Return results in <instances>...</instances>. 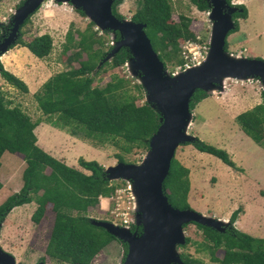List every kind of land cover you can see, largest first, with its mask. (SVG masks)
Listing matches in <instances>:
<instances>
[{"label":"rangeland","instance_id":"rangeland-1","mask_svg":"<svg viewBox=\"0 0 264 264\" xmlns=\"http://www.w3.org/2000/svg\"><path fill=\"white\" fill-rule=\"evenodd\" d=\"M23 1L25 0H0V36H3L0 43L8 35L12 26L11 19L14 9ZM167 2L170 6V20L177 22L179 14L188 17L190 19L188 29L194 34V40L176 39L177 51L170 57V60H165L164 63L165 70L171 74L186 67L185 64L190 65L204 58L211 21L208 19L209 9L199 11L190 0H167ZM228 4L234 6L236 11L239 10L237 5L243 4L246 9V17L237 18V30L227 33L225 50L240 56L264 59V0H230ZM135 7V0H121L115 6V10L123 18L129 19ZM77 10L81 11L69 2L42 0L38 4L36 9L28 15V20L20 28L18 27L17 35L22 40L27 41L34 35L47 33L52 40L51 50L47 56L37 58L23 50V47L14 44L15 40L12 38L13 41L10 40V45L13 46L7 47L5 51L0 53V64L10 72L11 65L17 63L14 69L18 68L24 71L28 77L24 80L20 78L25 83L27 92H20L6 83L1 76L0 92L5 99L10 101V106L18 105L29 115L32 121L37 119L40 121L36 124L34 132L36 145L38 143L42 146H52L54 150L61 153L60 161L81 169L77 163L78 158L95 160L104 168L115 164L117 155H120L124 162L138 164L146 149L131 147L129 150H125L126 144L121 139L97 140L85 136L80 131L70 135L67 131L69 127L63 130L53 126L57 131L50 134L37 127L41 122L50 124L45 121L46 117L37 107L33 93L39 90L41 84L49 77L59 71L77 67L78 61L86 56L85 51L78 50L66 42L68 31L75 41L78 38L76 31L84 30L91 22L82 11L79 13ZM91 23L89 27L96 31V35L102 41V51L108 53L112 48V42L116 39L115 33L109 29L101 30L93 22ZM169 45L167 44V49H169ZM93 47L96 48L97 44H94ZM156 53L158 55L159 51ZM110 59L106 61L110 62ZM177 59L181 60V64L176 62ZM14 75L18 77L17 74ZM113 75L121 79L122 90H124L125 95H134L137 104L145 101L143 89L141 86L139 89L135 85L139 84L137 82L138 72L129 71L124 63L120 66H111L110 63L103 66L97 74L93 73L91 85L102 87L111 80ZM231 84L234 85L235 94L231 93L230 96L244 95L240 102L233 101L232 97L229 99L228 96L221 99L219 91L205 92L206 96L195 103L191 110L189 109L193 118L192 123L187 128V133H197L195 136L202 141L225 149L231 160L240 168L241 171H236L229 166V168L220 167L217 169L218 176L208 175L204 180H208L209 184L213 185L215 180L220 178L219 190H213L211 198L207 199V206L212 210L216 209L215 215H218V211L226 213L227 218L233 210L239 209L231 224L235 229L242 231L249 224V214L257 219L258 224L264 225V149L241 131L234 117L238 113L262 103L263 98L260 83L256 77L244 81L224 80L226 87ZM262 133L264 134V130ZM5 155H9L11 158ZM190 157L194 161L197 159L194 155ZM20 158V154L17 156V154L11 155L6 152L0 157V182L6 179L2 176L9 175L10 168H13L8 176L9 182L12 184L0 188V203L14 193L13 189L21 184L22 170L18 167ZM45 171L48 172V169ZM83 171L89 173L87 170ZM188 178V185L191 180L195 186L196 178L189 175ZM109 184L114 186L109 196L98 197V203L88 206L85 214L89 219L111 221L122 226V223L119 224V220L123 218L122 214L126 213V218L131 221L128 223L129 227L130 224H133L135 211L133 208L134 199L131 190L128 188V182L115 179L109 180ZM201 189H203V185ZM195 198H197V192L193 189L190 192L189 201L193 203ZM198 201L200 202L201 198ZM21 207L19 210L12 207L0 222L1 250L13 258L14 264H37L39 262L41 264H67L54 261L44 253V246L53 221L50 204L46 203L39 218L32 217V213L37 207L34 201L24 203ZM237 220L238 222H236ZM182 230L183 234L190 238V241L184 247L177 248V251L189 253L207 264H214L209 261L205 251L197 249L198 243L203 238L201 230L193 223H186ZM125 252L124 242L114 238L97 250L89 264H118L124 259ZM215 255L220 257L221 251L217 250Z\"/></svg>","mask_w":264,"mask_h":264},{"label":"trees","instance_id":"trees-1","mask_svg":"<svg viewBox=\"0 0 264 264\" xmlns=\"http://www.w3.org/2000/svg\"><path fill=\"white\" fill-rule=\"evenodd\" d=\"M120 1L114 0L111 5V12L119 19L123 17L116 12L115 6ZM135 2L136 7L130 19L144 24L143 30L152 49L155 52L159 51L158 57L163 65L165 60H170L176 53V39L194 40V34L188 29L190 21L188 17L179 14L177 22L170 20L171 12L167 0ZM190 2L199 11H207L209 8L207 0ZM237 6L241 11L232 14L234 26L229 33L237 30V18L246 17L244 5ZM27 20L28 16L19 28ZM91 24L89 22L84 30L76 31L78 38L75 41L69 31L66 33L67 44L85 51L86 56L78 61L77 67L59 71L41 84L39 90L33 93L37 107L46 117L47 123L63 130L69 127L67 131L70 135L80 131L85 136L97 140L121 139L126 144L125 150L131 147L147 149V140L159 124L158 113L145 101L137 104L134 95H125L121 79L114 75L102 87L91 85L93 73L97 74L108 63L111 66H120L130 56L127 48L120 47L110 62L104 61L96 68L105 53L101 49L100 37L89 27ZM117 34L115 32L116 39ZM51 41L47 33H42L32 36L27 41L18 35L14 44L25 47L37 58H43L51 50ZM94 44H97L96 48L93 47ZM167 44H170L169 49ZM224 48L226 49V43ZM176 62L181 64L180 59ZM0 76L20 92H27L25 83L4 69L1 64ZM135 85L140 89L139 84ZM261 95L262 103L238 113L234 120L244 134L264 149L263 91ZM205 96L204 91L194 90L190 97L189 109L191 110L195 103ZM9 104L10 101L0 92V157L3 152L17 153L21 155L25 165L21 171L20 188L0 203V222L12 207L31 201L37 205L32 217L39 218L46 203H49L53 221L44 246L45 255L57 262L89 264L97 250L114 237L102 228L92 225L85 212L88 206L98 203V197H108L114 186L109 184L102 165L97 161L78 158V165L89 171L84 173L42 150L36 145L33 133L34 127L40 121L38 119L32 121L18 105ZM184 144H191L198 151L209 153L230 168L241 171L225 149L215 147L199 138ZM116 158L117 161L124 162L120 155ZM187 189V169L172 157L168 173L162 182L163 193L172 206L191 209L185 199ZM238 210L231 212L228 225L222 232L190 222L202 233L203 238L197 249L205 251L209 261L214 264H264V238L252 237L231 225ZM184 226L185 224L182 227ZM129 229L139 231V227L133 224L129 225ZM189 241L190 238L185 236L184 243L177 245V248L184 247ZM217 250L221 251L220 257L215 255ZM178 255L181 264H207L184 251H178Z\"/></svg>","mask_w":264,"mask_h":264},{"label":"water","instance_id":"water-1","mask_svg":"<svg viewBox=\"0 0 264 264\" xmlns=\"http://www.w3.org/2000/svg\"><path fill=\"white\" fill-rule=\"evenodd\" d=\"M41 1L25 0L14 9L12 26L0 43V53L10 46L12 38H17L19 25ZM53 1L69 2L97 28L118 33L112 48L96 68L120 47L127 48L130 56L124 65L129 71L138 72L137 82L144 91V100L159 115V124L148 138V147L138 164L117 161L103 168L108 181L122 179L128 182L134 199L133 225L139 227V231H131L128 226H118L111 221L89 219V222L125 243L126 252L121 264H181L177 245L184 243V224L193 222L219 232L228 224V221L205 216L193 209L172 206L162 190L175 148L196 138L187 133V122L192 119L190 97L196 89L222 91L225 78L232 75L242 81L256 77L264 92V59L240 55L236 59L234 53L225 50V37L234 26L231 16L236 12V8L225 0H207L211 22L203 64L196 69H181L176 78L173 77L176 72L168 74L152 49L143 30L144 24L113 15L111 5L114 0ZM0 264H14L13 258L1 248Z\"/></svg>","mask_w":264,"mask_h":264},{"label":"crops","instance_id":"crops-1","mask_svg":"<svg viewBox=\"0 0 264 264\" xmlns=\"http://www.w3.org/2000/svg\"><path fill=\"white\" fill-rule=\"evenodd\" d=\"M21 47H23V46H21ZM23 50H25L26 52L30 53L25 47H23ZM16 64L17 63L11 65V69H9V70H11L10 72H13L14 74H17V76L19 78L24 80V78H26L27 76H26L24 71H21L18 68L14 69V66ZM233 84L235 85V83H233ZM234 85H232V84L228 85L229 87H226V85H224V89L222 91H219L220 94H221L220 98L221 99H225L228 96L229 99H230V97H232L233 101L240 102L241 98H243L244 95L237 94L236 96H232V95L230 96L231 93L235 94L234 90H233L234 89ZM191 123H192V119H191L190 124ZM35 127L33 129V133L35 132ZM37 127L45 130V132H48L50 134H52L53 132L57 131V130H55L56 128L54 129L53 126L48 125V124H44V122H41V124H38ZM198 127H199V125H198ZM196 128H197V126H196ZM190 134L195 136L197 133H190ZM65 141L68 142V140H65ZM35 143H36V141H35ZM37 146H39L42 150H44L45 152H47L48 154H50L51 156H53L54 158L59 160V157H60L61 153H58L56 150H54L52 148V146H42V145H39L38 143H37ZM3 153H5V152H3ZM6 153L11 154V155L17 154V153H9V152H6ZM191 155H194V157H197V159L194 161L190 157ZM5 156L8 157L9 155H5ZM9 158H11V157L9 156ZM173 158L179 163V165H181L182 167L187 169V179H188V181H189L188 175L193 177V178H196V180H197V182H195L196 189H195V186H194L193 182H191V180H190V183H189L190 186L188 185V189H187V192H186L185 199H186V202L189 205V207L193 208V210H195V211H197V212H199V213H201L203 215L208 214V212H210V214L205 215V216L213 217L215 219H219V220L224 221V222L228 221L226 213H221L217 209L218 215H215L216 213H214V211L216 209L212 210L211 208H209L207 206V199L211 198V196L213 194V190H216V189L219 190L218 186H219V179L220 178H217L213 185L209 184L208 180H204L208 175L209 176L213 175L215 177L218 176L217 169L220 168V167L225 168V167H228V166L224 165V163L221 162L217 157H215V156H213V155H211L209 153H206V152L198 151L191 144H184V143L179 144L174 150ZM18 164H19L18 167L22 170L24 165H25V163L22 160V158H20V161H18ZM65 164L69 165V163H65ZM73 167H75V166H73ZM12 169L13 168H10L11 172H12ZM79 170L83 171L82 168L79 169ZM11 172H10V174H11ZM9 175L6 174V176H2V177H6V179H3V181L1 180L0 188L4 187V185H6V186L8 185L9 186L10 184H12V183L9 182L10 181V179H8ZM21 184H22V181H21ZM21 184H19L16 188H14L13 191L16 192L18 190V188H20ZM202 185H203V189H201ZM193 189L195 190V192H197V198L193 199V203H191L189 201V196H190V192ZM214 193H217V192H214ZM201 194H202V197H201ZM199 198H201L200 202L198 201ZM21 205H23V204H21ZM21 205L14 206L13 208H16V210H19L20 208H22ZM244 214H247V213L244 212ZM241 216H239V217L241 218ZM254 218L255 217L252 214H251V216L249 214V217H248V223L249 224L245 228H243L241 232H244V233H246V234H248V235H250L252 237L264 238V225L258 224L257 219H254ZM236 222H238V220ZM263 223H264V218H263ZM259 225H260V227H259Z\"/></svg>","mask_w":264,"mask_h":264},{"label":"bare ground","instance_id":"bare-ground-1","mask_svg":"<svg viewBox=\"0 0 264 264\" xmlns=\"http://www.w3.org/2000/svg\"><path fill=\"white\" fill-rule=\"evenodd\" d=\"M230 53V52H229ZM233 54V53H232ZM235 56H236V59H239L237 56H239V54H234ZM227 57H231V56H227ZM204 59H205V57L204 58H202L200 61H197V62H195V63H192V64H186L185 66L186 67H184L185 69H187V70H189V69H196V68H198V67H200L202 64H203V62H204ZM177 72H179V71H177ZM174 73L173 74V77L174 78H176V77H178L179 76V74L178 73ZM225 79H231V80H236L237 79V76H227V78H225ZM188 124H187V127H188V125H189V123H190V121L189 122H187ZM105 198V197H104ZM122 262H120L119 264H121Z\"/></svg>","mask_w":264,"mask_h":264},{"label":"built area","instance_id":"built-area-1","mask_svg":"<svg viewBox=\"0 0 264 264\" xmlns=\"http://www.w3.org/2000/svg\"><path fill=\"white\" fill-rule=\"evenodd\" d=\"M206 50H207V47H206ZM122 216L123 218L119 220V224L122 223V226H128V223L131 222L130 219L126 218V213H123Z\"/></svg>","mask_w":264,"mask_h":264},{"label":"flooded vegetation","instance_id":"flooded-vegetation-1","mask_svg":"<svg viewBox=\"0 0 264 264\" xmlns=\"http://www.w3.org/2000/svg\"><path fill=\"white\" fill-rule=\"evenodd\" d=\"M3 38V36H0V39Z\"/></svg>","mask_w":264,"mask_h":264}]
</instances>
